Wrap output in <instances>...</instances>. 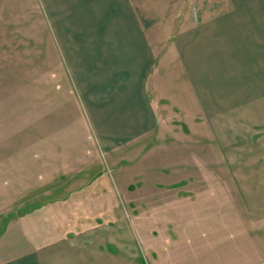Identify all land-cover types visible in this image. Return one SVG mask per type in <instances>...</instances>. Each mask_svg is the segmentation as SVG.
<instances>
[{"label":"crops","instance_id":"0c3cea01","mask_svg":"<svg viewBox=\"0 0 264 264\" xmlns=\"http://www.w3.org/2000/svg\"><path fill=\"white\" fill-rule=\"evenodd\" d=\"M35 1L49 57L65 65L108 151L177 139L183 159L185 139L163 118L176 109L218 144L222 166L179 175V165L178 182L152 188L155 228L132 237L135 255L87 236L26 252L11 235L0 264H264V0Z\"/></svg>","mask_w":264,"mask_h":264},{"label":"rangeland","instance_id":"374dc122","mask_svg":"<svg viewBox=\"0 0 264 264\" xmlns=\"http://www.w3.org/2000/svg\"><path fill=\"white\" fill-rule=\"evenodd\" d=\"M47 30L35 0H0V239L19 235L28 252L33 241L70 238L79 246L87 236L135 255L134 236L155 228L146 219L157 209L152 188L178 182L169 179L179 165V175L222 166L218 144L175 109L163 118L175 120L185 139L183 159L177 139L108 151L86 124L65 65L49 57Z\"/></svg>","mask_w":264,"mask_h":264}]
</instances>
